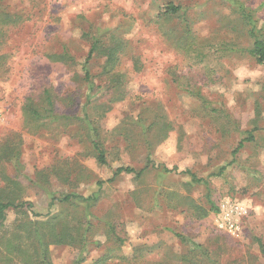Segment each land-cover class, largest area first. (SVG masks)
<instances>
[{
	"label": "rangeland",
	"instance_id": "rangeland-1",
	"mask_svg": "<svg viewBox=\"0 0 264 264\" xmlns=\"http://www.w3.org/2000/svg\"><path fill=\"white\" fill-rule=\"evenodd\" d=\"M169 2L179 16L159 18ZM251 31L264 39V0H0V152H13L0 172L20 185L10 189L29 216L90 224L79 246L47 242L52 264H93L108 252L127 264H264V65L248 52ZM93 39L91 84L82 67ZM64 53L67 63L52 59ZM148 157L141 178L106 183ZM67 194L93 200L60 204ZM224 199L250 210L240 235L215 225L209 210ZM193 206L206 214L196 219ZM17 213H6L0 255L27 216ZM111 225L120 246L107 239Z\"/></svg>",
	"mask_w": 264,
	"mask_h": 264
},
{
	"label": "trees",
	"instance_id": "trees-1",
	"mask_svg": "<svg viewBox=\"0 0 264 264\" xmlns=\"http://www.w3.org/2000/svg\"><path fill=\"white\" fill-rule=\"evenodd\" d=\"M182 10V7L179 5H176L172 2H169L163 7V10L161 11V14L159 15V18L165 17H174L179 16L180 11ZM246 17L249 18L248 15ZM253 32V31H251ZM86 34H84L85 36ZM251 36L253 38V44L251 49L248 50L249 54L252 58H254L255 62L259 66L264 65V39H261L259 36H255L254 32L251 33ZM86 37V36H85ZM99 41L97 39H93V42L90 44V49L88 51V54L86 56L84 66L82 67L85 71V80L88 83H91V79L89 78V74L87 72V65L89 60L92 57V54L97 50ZM55 61H64V63L69 60V56L64 53L59 56L52 57ZM92 84V83H91ZM49 92L46 91L45 94H48ZM47 105L49 107H53L52 101L50 99V96L48 95L46 97ZM33 114L37 115L36 111H32ZM148 136L144 135V140H146L147 143ZM250 142L253 141V137L249 135L248 138L245 139V141H240L237 148L234 150L233 153H236L243 147V142ZM93 152H94V159L100 166H106L107 165V156L106 151L104 150L101 143L95 141L94 138L91 140ZM148 144L151 145V142L148 141ZM4 147H6V151L2 150L0 152V162L2 160H5L6 162L10 161V156L13 155V152L8 149L7 145L5 144ZM147 164L144 168L140 170H135L131 167H120L117 168L110 179L106 181V183H111L113 180L120 176L121 174H133L137 179L141 178L142 174L145 172V170L148 168L147 166L150 165V159L147 158ZM166 173L176 172V168L173 170H167L164 169ZM223 171V168L217 173V175H221ZM183 174H186L190 178L191 184H202L208 189V181L203 178H198L195 174L190 172L189 170H186L182 172ZM0 176L6 185V192L8 193H0V234L2 233L4 223L6 222L7 216L6 213L8 210H13L16 213H21L23 216H26L23 220H19L14 222L16 226H14V231H11V237L7 238L5 236H1L5 239L4 242L7 243L6 249L7 254L0 255V264H7L12 259H17L21 264H52L49 258V252L47 249V242L51 241L52 243L58 244V245H68V246H79L85 242L87 238V234L89 233L88 227L90 226L89 223H86L84 226L82 223V220H78L76 222V225H71L66 220L64 221V218L62 216H54L46 221H39L37 220L40 218V215H37L35 213L29 214L24 210V207H27V202L23 201L22 194L21 193H15L13 190L20 187L18 182L15 180H12L8 176L4 174V171L2 170L0 172ZM104 184V182H97L98 187H101ZM13 190H11V189ZM93 198H83L82 196H77L76 194H67L64 195L59 199L60 204H70L73 205H81V204H87L89 201H92ZM56 201L55 199L52 200ZM194 213H197L196 219L202 218L206 212L203 211L200 207L193 206ZM29 209V208H28ZM217 211L215 206L211 205V208L209 211ZM22 211V212H21ZM17 213V214H18ZM194 213L191 216L194 218ZM107 239L112 243V246H120L124 242L123 239H121L118 234L115 233L114 227L111 225L109 226L108 230L106 231ZM179 240L186 244V239L181 236L177 235ZM0 241H3L0 239ZM27 242H29L27 244ZM261 248L262 245L260 244ZM192 251H198L201 252V248L195 247L191 249ZM10 255L12 258H10ZM4 256V257H2ZM7 260H6V259ZM112 259L117 260H123L127 264V258L121 254L119 255H113V252L105 253L101 258H99L97 261H95L93 264H110ZM132 259H140V256L136 255L133 256ZM183 261H187L188 259L186 257L181 258ZM81 261H77L76 264H79Z\"/></svg>",
	"mask_w": 264,
	"mask_h": 264
},
{
	"label": "built area",
	"instance_id": "built-area-1",
	"mask_svg": "<svg viewBox=\"0 0 264 264\" xmlns=\"http://www.w3.org/2000/svg\"><path fill=\"white\" fill-rule=\"evenodd\" d=\"M2 122L3 115L0 112V125ZM249 216L250 210L245 204L232 199H224L217 206L215 225L229 235H240Z\"/></svg>",
	"mask_w": 264,
	"mask_h": 264
}]
</instances>
